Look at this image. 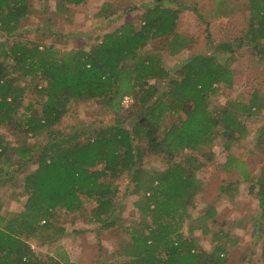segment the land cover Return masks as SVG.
<instances>
[{"label":"trees","instance_id":"1","mask_svg":"<svg viewBox=\"0 0 264 264\" xmlns=\"http://www.w3.org/2000/svg\"><path fill=\"white\" fill-rule=\"evenodd\" d=\"M85 1L57 0L56 11L66 13L71 5ZM163 1L154 0L147 6L139 23L128 21L97 36L89 49L66 51L53 44L42 47L36 41L22 40L21 25L32 12L31 0H0V31L6 36L0 41V124L10 122L20 109L27 86L21 85L20 78L36 77L34 86L44 98L39 103L40 111L29 112L16 125L25 134L39 137L47 133L53 139L52 143L38 146L42 154L38 166L24 178L28 196L24 210L7 215L0 197V264H77L62 247L54 255L42 256L30 240H57L65 232L62 225L51 221L58 215L57 208L71 214L83 210V197L94 202L90 222L101 223L103 228L119 224L122 208L118 189L106 178L125 171L130 173L133 184L130 193L140 196L136 206L141 225L133 227L134 241L129 248L124 247V254L133 257L123 264L225 262L226 245L222 241L207 253L196 252L195 243L183 238L177 215L195 207V197L203 188L196 172L203 164L195 165L187 156L180 161L173 158L187 149L199 150L218 136L225 138L228 150L234 141L247 135L241 117L264 107L259 89L249 99L234 100L225 106L214 107L209 100L217 94V84L233 83L236 49L252 45L259 60L264 61V0H249L250 21L245 38L221 41L216 52L195 54L173 70L165 65L162 54L146 50L151 40L168 38L169 54L176 55L192 42L177 31L180 10ZM213 2L214 14L234 10L231 0ZM115 11L112 2L104 3L96 16L104 18ZM17 34L20 38L10 44L11 37ZM218 53L229 55L222 60ZM153 78L168 79V90L162 97L158 95V84L149 81ZM127 95L137 96L140 105L138 111L129 112L134 121L131 129L125 125L126 117L118 115L114 124L93 131L94 135L85 141L76 133L61 140L62 133L54 130L73 101L102 100L110 111L121 113L127 110L122 105ZM32 108L30 103L28 109ZM182 112L187 114L183 116ZM170 117L174 119L171 124ZM260 134L264 136V127ZM140 140L154 145L153 151L166 160V168L143 166L146 148ZM38 147L28 146L21 139L13 146L0 134V158L5 160H9L11 151L29 160ZM231 156L228 163L232 162ZM244 165L242 175L246 180L256 179L259 202L264 207V167L255 176ZM238 185L231 189L237 190ZM223 189L231 199L229 188ZM216 215V207L209 205L195 222H204L203 230L209 232L206 222ZM186 216L191 217L189 213ZM43 220L45 224H41ZM46 232L53 235L48 237ZM262 256L264 259V246Z\"/></svg>","mask_w":264,"mask_h":264},{"label":"rangeland","instance_id":"2","mask_svg":"<svg viewBox=\"0 0 264 264\" xmlns=\"http://www.w3.org/2000/svg\"><path fill=\"white\" fill-rule=\"evenodd\" d=\"M231 1L233 12L220 15L214 14L213 0H164V5L180 10L177 31L191 38L192 42L176 55L169 54L168 38L151 40L146 50L162 54L165 65L173 70L195 54L216 52V45L221 41L233 42L238 38H245L250 21L249 0ZM109 2L115 5L116 11L104 18L97 17L98 9ZM153 2L154 0H86L80 5H71L66 13H58L57 0H31L32 12L21 25L22 40L36 41L42 47L53 44L66 51L78 47L89 49L96 43L97 36L128 21L139 23L146 7ZM19 35L11 37L10 44L20 38ZM4 39L6 36L0 31V41ZM251 48L245 46L236 49V59L232 63L233 83L216 85L219 90L209 99L214 107L225 106L234 100H247L255 89H259L264 96V61L259 60V54ZM218 55L225 60L229 54ZM9 63L12 67L11 59ZM35 81L36 77L20 78L21 85L27 84L20 109L14 113L10 122L0 124V134L13 146L18 145L19 139L26 145L35 147L53 142L47 133L39 137L25 134L23 129L16 125L20 120H25L29 112L40 111L39 103L44 98L34 86ZM149 81L158 84V95L161 97L168 90V79L160 81L153 78ZM132 96L133 102L130 106L122 104L127 110L121 113L110 111L102 100L73 101L54 126V130L62 133L61 140L76 133L80 140L85 141L91 134L94 135L93 131L114 124L118 115L126 117L125 125L131 129L134 121L128 116L129 112L140 109L137 96ZM30 103L33 104L31 111L28 109ZM186 114L187 112H182L183 116ZM241 120L247 127V135L234 141L228 150L224 147L225 138L218 136L199 150L187 149L173 158L174 161H180L182 157L187 156L195 165L203 164L196 172L203 188L195 197V207L186 209L185 214L179 211L177 217L181 218L180 231L183 238L195 243L196 252L210 253L222 241L226 245L223 264H264V207L259 202V187L256 179L246 180L241 172L242 163H245L246 170L255 176L264 167V136L260 134V129L264 127V107L253 114L244 115ZM168 122L171 124L174 119L170 117ZM140 144L146 148L141 160L143 166L161 170L167 167L163 155L153 151L152 143L140 140ZM41 156L38 147L29 160L22 159L12 151L8 154L9 160L0 158V197L4 203V213L7 215L24 210L28 197L24 178L37 168ZM230 156L232 162L228 163ZM99 168H102V165H99ZM106 180L113 182L118 189L117 197L122 208L118 215L119 224L113 228H103L101 223L90 222V211L94 202L83 197V210L71 214L63 208H57L58 215L51 221L55 225H62L65 232L54 242L51 238H32L30 242L34 249L47 257L54 255L56 249L62 247L71 261L77 264H123L133 257L124 254V247L129 248L132 245L133 227L141 225V214L136 206L140 196L130 193L133 184L129 172L109 176ZM235 184H239L237 190L231 189ZM223 188H229L230 194H233L231 199L223 193ZM209 205L216 207L217 215L206 222L210 231L204 232V222L196 223L195 219L202 215ZM186 213L191 217H187ZM149 220L152 222V217H149ZM44 222L43 220L41 224ZM50 235H53L52 232H46V236Z\"/></svg>","mask_w":264,"mask_h":264},{"label":"built area","instance_id":"3","mask_svg":"<svg viewBox=\"0 0 264 264\" xmlns=\"http://www.w3.org/2000/svg\"><path fill=\"white\" fill-rule=\"evenodd\" d=\"M134 97L132 95H127L124 97L122 104L124 106H130V104L133 102Z\"/></svg>","mask_w":264,"mask_h":264},{"label":"crops","instance_id":"4","mask_svg":"<svg viewBox=\"0 0 264 264\" xmlns=\"http://www.w3.org/2000/svg\"><path fill=\"white\" fill-rule=\"evenodd\" d=\"M218 210H219V208H217ZM218 213H219V211H218ZM227 242V241H226Z\"/></svg>","mask_w":264,"mask_h":264}]
</instances>
